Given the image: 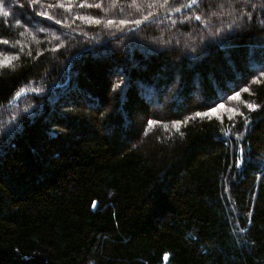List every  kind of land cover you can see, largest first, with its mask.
Instances as JSON below:
<instances>
[{"label":"trees","instance_id":"1","mask_svg":"<svg viewBox=\"0 0 264 264\" xmlns=\"http://www.w3.org/2000/svg\"><path fill=\"white\" fill-rule=\"evenodd\" d=\"M0 264H264V0H0Z\"/></svg>","mask_w":264,"mask_h":264},{"label":"rangeland","instance_id":"2","mask_svg":"<svg viewBox=\"0 0 264 264\" xmlns=\"http://www.w3.org/2000/svg\"><path fill=\"white\" fill-rule=\"evenodd\" d=\"M181 14H180V11H178V13H174V12H170V13H168L167 14V16L165 17V18H169V17H178V16H180ZM165 18H163V19H165ZM156 21H158V19L156 20ZM179 21H180V19H179ZM178 21V22H179ZM147 23H149V22H147ZM152 23H154V22H151V24ZM176 25V24H175ZM134 31L132 32V33H138V31H139V27L138 28H135V29H133ZM139 37V36H138ZM114 39H117L115 36H113L112 38H111V40H113L114 41ZM139 39L141 40V41H143V38L142 37H139ZM112 41V42H113ZM90 43V42H89ZM101 43V45L104 43V42H100ZM99 42H98V45L100 44ZM225 103H223V104H220L217 108H216V113H218V114H221V115H225V114H228V115H230L232 112H233V107L235 106V103H236V101H224ZM15 109H13V111H14Z\"/></svg>","mask_w":264,"mask_h":264},{"label":"snow or ice","instance_id":"3","mask_svg":"<svg viewBox=\"0 0 264 264\" xmlns=\"http://www.w3.org/2000/svg\"><path fill=\"white\" fill-rule=\"evenodd\" d=\"M31 2L32 3H35L36 2V0H31ZM192 3H196V0H192ZM97 7H99V5H97ZM6 15H7V13H6ZM196 19H200V17H196ZM57 23H59V21H57ZM122 23H123V21H122ZM136 23H139V21H136ZM249 107H252V105H248ZM149 123H151V122H149ZM94 206V205H93Z\"/></svg>","mask_w":264,"mask_h":264}]
</instances>
